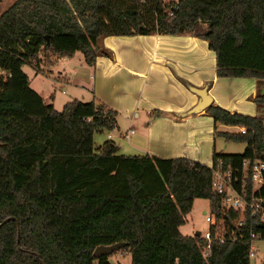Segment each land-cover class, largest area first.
<instances>
[{
    "label": "trees",
    "instance_id": "trees-1",
    "mask_svg": "<svg viewBox=\"0 0 264 264\" xmlns=\"http://www.w3.org/2000/svg\"><path fill=\"white\" fill-rule=\"evenodd\" d=\"M152 33L203 39L215 53L216 77L256 80L251 99L259 113L205 108L214 124L248 127L215 132L244 143L242 153L213 151L211 167L187 157L119 154L113 140L94 141L116 127L113 109L73 99L57 110L22 70L42 74L43 61L78 51L93 65L101 37ZM262 84L264 0H14L0 13V264H111L92 252L120 241L131 264H250L264 218L247 207L238 225V210L222 206L212 179L219 162L239 169V190L242 162H264ZM244 184L245 199L264 201V171L255 191L249 177ZM196 198L208 199L223 220L224 241L213 239L205 255L200 232L179 230Z\"/></svg>",
    "mask_w": 264,
    "mask_h": 264
},
{
    "label": "crops",
    "instance_id": "crops-1",
    "mask_svg": "<svg viewBox=\"0 0 264 264\" xmlns=\"http://www.w3.org/2000/svg\"><path fill=\"white\" fill-rule=\"evenodd\" d=\"M98 46L102 52L93 65L86 64L88 68L80 61V66L74 63L70 69L66 63L73 57H63L48 63L46 72L55 73L54 81L72 80L75 73L87 78L78 82L88 100L96 99L117 114L116 127L105 137L112 139L116 133L119 154L187 157L211 167L213 151L242 153L225 151L228 142H219L215 134L238 131V127L214 124L205 108L193 110L199 97L190 88L206 87L210 104L254 115L258 112L249 99L255 95L257 83L251 77H216L215 53L207 41L190 34L152 33L104 36ZM76 95L73 99L80 100ZM55 100L52 93L47 102L44 99L53 106ZM156 111L158 115L153 113Z\"/></svg>",
    "mask_w": 264,
    "mask_h": 264
},
{
    "label": "rangeland",
    "instance_id": "rangeland-1",
    "mask_svg": "<svg viewBox=\"0 0 264 264\" xmlns=\"http://www.w3.org/2000/svg\"><path fill=\"white\" fill-rule=\"evenodd\" d=\"M13 1L14 0H0V13L5 8H7ZM80 61L82 62L81 64L83 68H88L83 58V55L80 51L75 53V55L73 56L72 62H67L66 66L70 68L72 67L71 65L74 63H76L77 66H80V63H79ZM42 64L46 66L45 69H43L42 74L36 73L35 70L29 65H23L22 70L27 74V77L29 80V86L33 90H36L40 96L42 95L46 102L48 100L49 93L54 94V96L56 97V100H55L56 104L54 105V107L57 110H61L63 103H65L66 101H69L70 99H73L74 98L73 95H75L76 93H78V95L76 96H78L80 100L83 99V102L89 101L87 93L82 90V88L79 86L81 83L78 82L80 80L82 82L84 79L85 80L87 79L86 77H84V75L82 76L81 74V77H79L75 73L74 78H72V80H68L65 82L59 81V80L54 81V79H52V76L55 73L46 72V69L48 66L47 60L43 61ZM52 80L54 83L52 82ZM51 84H52V87H51ZM260 89L261 91H264V84H262V87ZM249 100L252 101L251 98ZM125 129H126V126H123V130ZM227 131H232V129H227ZM233 131H236V130H233ZM113 134H114V137L111 140L116 141L117 135L115 132ZM105 136H106V132L95 133L94 141L96 145H99L103 141H105L106 140ZM220 141H225V139L220 137L219 142ZM225 142H228L227 148L225 150L228 153L243 152L244 150V143L242 142H233V141H225ZM256 186H258V184H256ZM244 211L245 210L238 211L239 216H240L239 221L243 220ZM205 212L207 213L210 212L208 199H203V198L194 199L191 211L186 216L185 223L179 228L180 232L184 235H192L196 231H200L203 233L205 230H207L210 226H209V223L205 221ZM238 223L239 222H237V224ZM254 251H255V255L250 257V264H261L264 260V240L257 239L255 241ZM108 260L111 264H131L130 254L127 251H123L120 249L108 255Z\"/></svg>",
    "mask_w": 264,
    "mask_h": 264
},
{
    "label": "built area",
    "instance_id": "built-area-1",
    "mask_svg": "<svg viewBox=\"0 0 264 264\" xmlns=\"http://www.w3.org/2000/svg\"><path fill=\"white\" fill-rule=\"evenodd\" d=\"M248 127L240 126L238 131L241 133H246ZM110 137V135H108ZM264 171V162L258 160L245 159L242 162V167L240 169L241 174V185L240 189L234 187V183L237 182L238 178L233 173L239 172V169L232 168H222V163L219 162L217 168L213 171L212 179V189L215 190L221 197L222 206L226 208H233L238 211H243L247 207L251 210L261 213L262 218H264V201L263 200H251L245 199L246 189L244 184V178L249 177L252 182V192L258 189L262 183V174ZM258 184V186H256ZM205 221L212 226L215 231L214 234L208 228L203 233L200 232L201 238L205 240L206 244L202 245L201 251L205 255L209 249L210 242L215 239L219 242L224 241L223 237V220H217L215 215L211 212H205ZM242 221H239L238 225H241ZM252 238L258 237L254 233H251ZM254 243L249 247V257L255 255Z\"/></svg>",
    "mask_w": 264,
    "mask_h": 264
},
{
    "label": "water",
    "instance_id": "water-1",
    "mask_svg": "<svg viewBox=\"0 0 264 264\" xmlns=\"http://www.w3.org/2000/svg\"><path fill=\"white\" fill-rule=\"evenodd\" d=\"M190 90L191 92H193L195 95L199 97L198 102L193 106V110L199 111L209 106L211 102V98L208 96L206 92V87H201V88L191 87ZM195 234L196 235L199 234V231H196ZM123 246H125V242L123 241L115 242L109 245H99L94 248L92 255L95 258H99L102 256H108L112 254L113 252L119 250Z\"/></svg>",
    "mask_w": 264,
    "mask_h": 264
}]
</instances>
